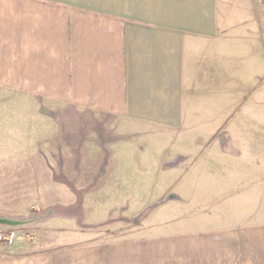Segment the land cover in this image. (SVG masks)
<instances>
[{
	"label": "rangeland",
	"instance_id": "1",
	"mask_svg": "<svg viewBox=\"0 0 264 264\" xmlns=\"http://www.w3.org/2000/svg\"><path fill=\"white\" fill-rule=\"evenodd\" d=\"M224 5L234 28L231 54L217 56L214 113L159 121L68 107L0 113V233L16 235L10 247L0 242V256L18 245L142 237L158 224L204 231L241 220L253 167L240 161L264 162V22L255 0ZM257 201L264 212V197Z\"/></svg>",
	"mask_w": 264,
	"mask_h": 264
},
{
	"label": "crops",
	"instance_id": "2",
	"mask_svg": "<svg viewBox=\"0 0 264 264\" xmlns=\"http://www.w3.org/2000/svg\"><path fill=\"white\" fill-rule=\"evenodd\" d=\"M225 1L0 0V113L68 107L150 121L214 113L217 56L226 59L232 45ZM240 165L253 168L242 191L249 211L237 222L169 232L158 224L142 237L45 250L18 245L0 264H264V220H255L264 214L256 208L264 162Z\"/></svg>",
	"mask_w": 264,
	"mask_h": 264
},
{
	"label": "built area",
	"instance_id": "3",
	"mask_svg": "<svg viewBox=\"0 0 264 264\" xmlns=\"http://www.w3.org/2000/svg\"><path fill=\"white\" fill-rule=\"evenodd\" d=\"M255 1H257V5L263 16V22H264V0H255ZM15 239H16V235L15 232L13 231H10L8 233H2V232L0 233V242H2L6 246L10 247L11 245H13Z\"/></svg>",
	"mask_w": 264,
	"mask_h": 264
}]
</instances>
